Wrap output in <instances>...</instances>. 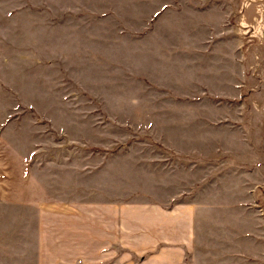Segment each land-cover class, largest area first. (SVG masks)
Segmentation results:
<instances>
[{
  "label": "rangeland",
  "instance_id": "obj_1",
  "mask_svg": "<svg viewBox=\"0 0 264 264\" xmlns=\"http://www.w3.org/2000/svg\"><path fill=\"white\" fill-rule=\"evenodd\" d=\"M0 186V264L112 195L191 200L264 264V0H0Z\"/></svg>",
  "mask_w": 264,
  "mask_h": 264
},
{
  "label": "crops",
  "instance_id": "obj_2",
  "mask_svg": "<svg viewBox=\"0 0 264 264\" xmlns=\"http://www.w3.org/2000/svg\"><path fill=\"white\" fill-rule=\"evenodd\" d=\"M250 68L242 61L235 90ZM86 202L36 211L34 264H252L250 231L236 239L204 230L191 200Z\"/></svg>",
  "mask_w": 264,
  "mask_h": 264
}]
</instances>
